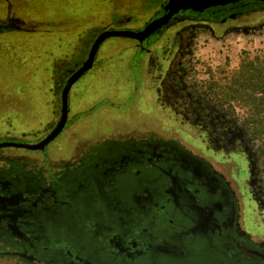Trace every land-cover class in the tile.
I'll use <instances>...</instances> for the list:
<instances>
[{
  "label": "flooded vegetation",
  "instance_id": "1",
  "mask_svg": "<svg viewBox=\"0 0 264 264\" xmlns=\"http://www.w3.org/2000/svg\"><path fill=\"white\" fill-rule=\"evenodd\" d=\"M4 1L0 35L61 29L29 26ZM35 1L39 14L52 16L49 0ZM169 2L114 0L126 14L99 18L72 65L53 70V96H31L36 129L18 132L12 116L0 134V143L42 141L59 122L63 90L99 34L138 32L165 18L142 40L110 36L122 40L105 47L117 49L108 65L100 49L109 37L100 44L68 91L64 127L43 147L0 146V264H264L259 150L245 127L189 85L182 66L194 29L220 38L262 27L264 0L168 16ZM79 121L84 134L107 132L115 121L137 132L106 133L72 153L64 141ZM63 147L61 156L51 154Z\"/></svg>",
  "mask_w": 264,
  "mask_h": 264
},
{
  "label": "rangeland",
  "instance_id": "2",
  "mask_svg": "<svg viewBox=\"0 0 264 264\" xmlns=\"http://www.w3.org/2000/svg\"><path fill=\"white\" fill-rule=\"evenodd\" d=\"M49 1V15L52 16L39 14L41 12L32 7L38 4H35V0H10L12 15L21 16L28 21L29 26L39 21L44 27L51 23L53 27L61 29L48 34L41 33L42 30H12L0 35V134L4 129H9L12 116L13 128L18 132L34 131L36 126L32 124L36 119L31 96H53V92H49L53 70H57L58 66L62 67L66 61L72 65V60L79 56L80 45H85L86 33L99 24V18H114L126 14L123 7H115L112 3L114 0ZM5 6V1L0 0V17L5 16ZM28 10L35 12H27ZM191 33L192 43L182 65L187 73V82L202 92L215 108L224 110L221 112H225L234 124L245 127L248 137L259 150L260 140L253 137L245 123L247 107L237 101L219 103L216 91L224 89L229 77L238 70L242 58L264 55V26L230 32L220 38L213 37L201 28L194 29ZM119 40L122 39L109 37L100 49V55L106 52L105 47L114 45ZM116 50L113 47L105 53V65L111 62ZM214 83L217 87H213ZM124 100L125 98L121 99V102ZM81 128L83 126L79 121L67 130L64 141L68 145L66 151L76 153L85 143L98 140L106 133L120 137L137 132L136 126L126 124V121L112 122L107 132L84 134ZM63 152L64 147L61 150H51L53 156H61Z\"/></svg>",
  "mask_w": 264,
  "mask_h": 264
},
{
  "label": "trees",
  "instance_id": "3",
  "mask_svg": "<svg viewBox=\"0 0 264 264\" xmlns=\"http://www.w3.org/2000/svg\"><path fill=\"white\" fill-rule=\"evenodd\" d=\"M216 99L219 103L237 101L247 107L245 123L253 137L260 140L259 153L264 166V55L242 58L224 89L216 91Z\"/></svg>",
  "mask_w": 264,
  "mask_h": 264
},
{
  "label": "water",
  "instance_id": "4",
  "mask_svg": "<svg viewBox=\"0 0 264 264\" xmlns=\"http://www.w3.org/2000/svg\"><path fill=\"white\" fill-rule=\"evenodd\" d=\"M234 0H170V2L167 5V8H170V14L176 10L179 9H185V8H191L194 10H202L206 7L212 6V5H218L226 2H231ZM167 16V17H168ZM165 20L158 19L150 24H148L143 30L135 32L132 30H105L102 33L99 34L97 39L94 41L93 45L91 46L88 59L84 62V64L70 77L67 85L65 86L63 93H62V114L59 122L57 123L54 130L46 136L42 141L36 144H17L14 142H1L0 146L14 144V145H21L28 148H41L46 143H48L55 135L61 131V129L64 127L66 120H67V114H68V91L71 87V85L86 71L88 70L95 58V54L100 46V44L110 36H116V35H123V36H129L134 37L142 40L144 37L148 36L152 31H154L156 28H158L161 23Z\"/></svg>",
  "mask_w": 264,
  "mask_h": 264
}]
</instances>
